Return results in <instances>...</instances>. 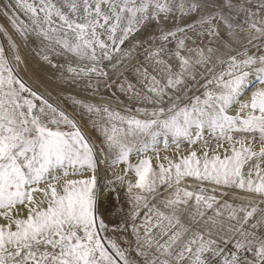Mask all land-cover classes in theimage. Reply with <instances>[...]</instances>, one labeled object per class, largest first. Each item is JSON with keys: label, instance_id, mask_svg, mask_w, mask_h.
Wrapping results in <instances>:
<instances>
[{"label": "rangeland", "instance_id": "obj_1", "mask_svg": "<svg viewBox=\"0 0 264 264\" xmlns=\"http://www.w3.org/2000/svg\"><path fill=\"white\" fill-rule=\"evenodd\" d=\"M249 78L264 0H0V264H264V115L227 108ZM130 155L158 176L99 196Z\"/></svg>", "mask_w": 264, "mask_h": 264}, {"label": "bare ground", "instance_id": "obj_2", "mask_svg": "<svg viewBox=\"0 0 264 264\" xmlns=\"http://www.w3.org/2000/svg\"><path fill=\"white\" fill-rule=\"evenodd\" d=\"M40 17V16H39ZM58 27V26H57ZM61 29V28H60ZM63 29V28H62ZM75 31V30H74ZM64 33L68 36H72L74 38V34H71L69 29H65ZM74 40V39H73ZM251 81V79L243 80L239 84V95L235 99V101L230 104L227 108L229 111L233 114H238L241 116H263L264 110H262L258 106V102L254 101V99L258 96V94H261L264 91V86L258 85L256 88H254L251 91H248L247 85ZM228 82L230 80L228 79ZM193 132L197 131L196 128H191ZM255 149L259 148L260 146L253 145ZM130 164L128 167L125 166V164H121L117 166L115 169L112 170V172L121 173V175L115 179L113 182L106 183L104 185H101L99 189V196H105L110 189L113 188V190L116 191L117 194L119 193H128L129 195H133L136 192H138L142 188V184H144L146 181H148L151 177L159 174L158 171L153 170H146L144 165L142 163L137 162V159L134 155H130ZM164 158V156H162ZM260 167L259 171H264V153L260 156ZM155 161V160H153ZM127 164V163H126ZM128 165V164H127ZM136 174H141L140 180L134 179V176ZM154 174V175H153ZM61 180L53 182L54 185H57ZM87 184V182H86ZM107 185L108 187H104ZM114 186V187H113ZM44 188H47L48 185L44 184ZM92 191V190H90ZM86 189L82 188L81 190L74 192V191H67L65 192L61 198V209L58 211L61 212H67L70 215H74L76 218H81L83 216L84 212V199L86 198ZM114 194V193H113ZM107 195V194H106ZM33 197H38V192H32ZM27 204L23 203L20 206H17L16 208H12L10 212H19L24 213L27 209ZM32 207V206H31ZM63 212V213H64ZM59 214V213H58ZM62 214V213H60ZM2 214H0V218H2ZM9 220L8 217L3 218L2 222H7ZM12 221V220H11ZM9 222V221H8ZM12 223V222H11ZM259 228L264 227V220L258 222ZM8 224V223H7ZM1 226V225H0ZM54 227H50L49 230H52ZM37 235H40V233H37ZM6 242V245L9 246V248L13 249L15 245H13L12 241H9L8 239H4Z\"/></svg>", "mask_w": 264, "mask_h": 264}]
</instances>
